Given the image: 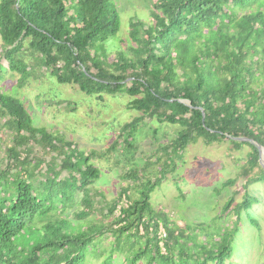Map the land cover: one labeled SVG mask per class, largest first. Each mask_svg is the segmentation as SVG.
Here are the masks:
<instances>
[{
	"label": "trees",
	"instance_id": "16d2710c",
	"mask_svg": "<svg viewBox=\"0 0 264 264\" xmlns=\"http://www.w3.org/2000/svg\"><path fill=\"white\" fill-rule=\"evenodd\" d=\"M117 1L0 0L1 54L8 63H0V81L3 71L19 73L24 86L35 58L57 83L100 99L126 94L127 107L137 112L108 150L84 152L35 124L24 103L0 84L1 128L11 132L0 169V264H88L90 255L105 251L99 264H113L119 253L126 264H227L242 212L262 201L248 191L264 181L259 148L233 137L264 147V0H154L150 19L130 16L124 37ZM155 121L177 126L176 136L124 173L131 182L97 217L96 203L105 194L91 187L102 176L93 158L119 146L134 157L138 130ZM200 139L249 147L241 167L246 191L234 206L233 224L203 231L196 223L176 226L151 203L152 191L176 169L175 158ZM235 182L229 178L223 186ZM232 202L233 196L221 217ZM251 223L260 227L255 216ZM107 237L111 248L102 251Z\"/></svg>",
	"mask_w": 264,
	"mask_h": 264
},
{
	"label": "rangeland",
	"instance_id": "374dc122",
	"mask_svg": "<svg viewBox=\"0 0 264 264\" xmlns=\"http://www.w3.org/2000/svg\"><path fill=\"white\" fill-rule=\"evenodd\" d=\"M153 1L118 0L117 5L122 19L119 35L126 36L130 16L137 14L140 18L149 20ZM1 52L0 38V63L6 66L8 63L2 58ZM30 60L36 69L24 86L18 84L19 73L8 71H3L5 73L0 81L1 86L7 93L24 103L35 124L46 126L51 131H58L76 142L84 152L91 148L108 150L120 127L137 115L135 110L127 107L130 100L128 95L105 93L102 99L98 96H90L75 84L57 83L48 73L44 74L45 72L41 71L37 64L38 59ZM3 122L4 119L0 118L2 147L0 169L6 167L5 150L7 144L11 143V132L7 128H1ZM157 127L159 130L155 132L154 128ZM177 131V126L159 124L156 121L148 123L136 134L137 148L134 150V157L133 154L124 153L122 146H119L105 157L93 158L94 163L101 169L102 176L91 187L93 191L103 190L105 194L103 203H96L97 217H103L102 204L113 202L122 186L131 182L124 178V173L131 167L143 166L148 156L161 144L168 143L174 138ZM248 150V146L236 149L228 141L206 144L200 139L190 143L183 152V158H175L176 169L169 171L152 191V207L166 212L176 226L196 223L198 230L203 231L210 227H225L233 224L231 221L236 218L234 206L244 198L246 191L242 187L246 177L241 174V167L245 164ZM32 155L30 157H33ZM152 159L154 160L155 157ZM258 170L259 168L256 167L253 172ZM229 178H235L236 182L230 186H223ZM248 191L259 196L262 201L255 204L251 210L242 212L240 229L233 244V255L227 259V264H264V181L249 185ZM231 196L233 202L229 209L230 214L221 217L223 206ZM81 198L82 192H79L78 201ZM98 198L101 200L100 197ZM125 201L124 199L122 203ZM118 212L108 216L107 220H111ZM252 216L258 218L260 227L251 223ZM198 222L203 225H199ZM163 231L162 227L159 236L165 238ZM111 240L112 237L103 239L100 249L104 251L105 248H111ZM107 254L108 251L103 252L99 257L90 255L88 264H99ZM113 264H126L125 255L123 253L116 255Z\"/></svg>",
	"mask_w": 264,
	"mask_h": 264
},
{
	"label": "water",
	"instance_id": "95a60500",
	"mask_svg": "<svg viewBox=\"0 0 264 264\" xmlns=\"http://www.w3.org/2000/svg\"><path fill=\"white\" fill-rule=\"evenodd\" d=\"M233 138L238 141H248V142L256 144V146L259 148V151H260V163L264 166V160H263L264 147L261 144L257 143L255 140L248 138V137H233Z\"/></svg>",
	"mask_w": 264,
	"mask_h": 264
},
{
	"label": "built area",
	"instance_id": "2783aa9c",
	"mask_svg": "<svg viewBox=\"0 0 264 264\" xmlns=\"http://www.w3.org/2000/svg\"><path fill=\"white\" fill-rule=\"evenodd\" d=\"M166 234H167V233H166V231L164 230V231H163V236L166 237Z\"/></svg>",
	"mask_w": 264,
	"mask_h": 264
}]
</instances>
